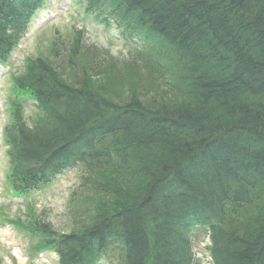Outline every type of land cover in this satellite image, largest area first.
Here are the masks:
<instances>
[{"label":"trees","instance_id":"1","mask_svg":"<svg viewBox=\"0 0 264 264\" xmlns=\"http://www.w3.org/2000/svg\"><path fill=\"white\" fill-rule=\"evenodd\" d=\"M40 1L0 0V62ZM81 2L136 47L119 56L74 34L26 60L15 90L40 116L29 127L13 108V183L29 193L75 162L86 174L68 233L35 218L28 230L61 264L111 251L193 264L197 228L212 264H264V0Z\"/></svg>","mask_w":264,"mask_h":264},{"label":"rangeland","instance_id":"2","mask_svg":"<svg viewBox=\"0 0 264 264\" xmlns=\"http://www.w3.org/2000/svg\"><path fill=\"white\" fill-rule=\"evenodd\" d=\"M47 4L48 9L41 12L34 20V28L32 32H30V37L25 39L26 41L22 43L24 50L14 53L10 61V68L7 66L0 67V80L6 76L5 73L8 72V74H10L3 82L0 83V102H3L4 106L5 104H8L9 100H11L10 88L12 87V76L22 72L24 60H26L29 55H38L40 52L47 55L49 53L48 46L54 38L55 33L58 31L67 37L65 41H69L68 33L74 32L72 30L74 23L72 14L66 13L64 8L74 9L78 12L83 11V8L79 5L78 0H48ZM77 26L78 28H83L85 31V39L88 46L98 45L111 47V49L115 52H119L121 50V46L112 41L111 34L107 32L103 33L102 29L94 22L93 18L90 17L89 20L82 22ZM35 114L36 108L34 104L28 102L26 104L27 118L32 120ZM1 166L3 165L0 163V177L2 178L6 168ZM78 175L77 171L71 170L65 176L59 178L50 188L45 190L39 198L34 197L38 214L49 217V221L58 231L62 230L68 232L72 228L71 219L66 216V213L68 212L67 201L71 195V190L73 189L72 187L75 184L78 185ZM2 185L3 182L0 184V206L5 208L7 214L10 216L23 215V209L17 206H10L5 201L3 195L5 188L2 187ZM199 234L201 235V240L194 243V249L198 260L197 264H208L210 256L205 250V247L208 245L209 241L204 239L203 234ZM10 236L12 239L8 237V233L0 234V259L3 260L2 264H49L47 262L40 261L36 257V260L29 259V252H27V248L31 245V243H36V240L31 241L27 235L28 239L17 233L14 229L10 231ZM13 242H16L19 247H12L11 244ZM15 248H20L22 251V257H18V259L14 260L12 258V251ZM54 258L57 261L56 256Z\"/></svg>","mask_w":264,"mask_h":264},{"label":"bare ground","instance_id":"3","mask_svg":"<svg viewBox=\"0 0 264 264\" xmlns=\"http://www.w3.org/2000/svg\"><path fill=\"white\" fill-rule=\"evenodd\" d=\"M206 12H208V11H206ZM206 12H205V11H203L202 13H203V14H205V15H207V13H206Z\"/></svg>","mask_w":264,"mask_h":264}]
</instances>
